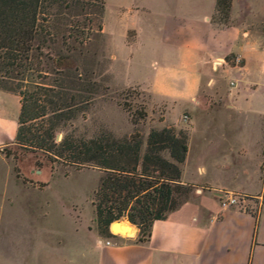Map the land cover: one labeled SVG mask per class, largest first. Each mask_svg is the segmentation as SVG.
Masks as SVG:
<instances>
[{
    "label": "crops",
    "instance_id": "1",
    "mask_svg": "<svg viewBox=\"0 0 264 264\" xmlns=\"http://www.w3.org/2000/svg\"><path fill=\"white\" fill-rule=\"evenodd\" d=\"M215 9L216 0H117L110 22L113 83L147 91L160 128L186 130L180 179L199 187L195 198L154 220L143 241L130 222L129 234L105 236L95 220L71 216L39 260L20 259L18 247L5 254L0 220V264H264V0H232L225 25L213 21ZM12 95L0 88L13 104ZM17 127L0 120V162L10 172L3 149ZM230 193L247 208L223 207Z\"/></svg>",
    "mask_w": 264,
    "mask_h": 264
},
{
    "label": "trees",
    "instance_id": "2",
    "mask_svg": "<svg viewBox=\"0 0 264 264\" xmlns=\"http://www.w3.org/2000/svg\"><path fill=\"white\" fill-rule=\"evenodd\" d=\"M231 2L216 0L214 22L229 23ZM104 4L105 0H0V81L20 96L21 103L15 137L20 151L4 148L3 152L14 160L32 153L37 166L42 164L43 154L52 162L104 171L92 198L99 233L110 236V223L126 218L138 227V239L143 241L153 221L187 201V193L194 187L180 179L187 132L168 125L151 128L146 137L134 129L121 137L101 130L92 138H79L72 132L60 141L56 138L60 127L89 106L98 87L95 81L69 70L49 69L43 50L46 38L53 35L50 22L79 9L81 29L78 23L67 30L86 40L92 35L95 17L101 18ZM98 30L102 31L101 23ZM50 74L56 77L48 83L45 80ZM128 112L134 125L146 116L144 110ZM15 170L20 176L17 164Z\"/></svg>",
    "mask_w": 264,
    "mask_h": 264
},
{
    "label": "rangeland",
    "instance_id": "3",
    "mask_svg": "<svg viewBox=\"0 0 264 264\" xmlns=\"http://www.w3.org/2000/svg\"><path fill=\"white\" fill-rule=\"evenodd\" d=\"M116 1L105 0L104 12L100 19L94 16L93 32L86 40L75 33L69 35L67 30L70 24L78 23L81 29L83 16L79 9H73L70 15L64 14L50 22L53 35L46 38L43 50L47 55L44 59L47 60L49 69L69 70L75 75L95 81L98 87L89 106L78 112L67 126L59 128L57 141L69 132L79 138H92L101 130H109L121 137L137 129L146 137L151 128H160L162 110L152 105L151 96L147 91L138 86L120 88V82L113 83L110 70V22L116 15ZM104 21L107 34L98 30V24L103 25ZM115 68L120 78V65ZM55 77L50 74L45 81L50 83ZM2 85L4 84L0 81V88L9 91ZM12 93L13 104L5 100L6 96L0 98V120L15 125L20 113L16 96L19 100L20 96ZM262 99L264 100V97ZM128 110L134 114L144 110L146 116L134 125ZM5 148L13 153L20 151L16 143ZM39 160L42 164L37 166L32 153L18 160L13 159L11 166L14 169L11 167V172L5 163L0 162L2 242L4 252L9 257L12 249L18 247L20 259L39 260L43 257L44 242L57 240L55 234L60 231H69L71 216H78L85 225H93L95 220L92 198L105 172L91 166L76 167L61 161L52 162L43 154H40ZM16 164L21 170L20 176L15 170ZM196 189L199 187H192L188 191V200L195 198ZM117 222L126 224L129 221L122 218ZM112 232L125 235L131 230L120 232L113 229Z\"/></svg>",
    "mask_w": 264,
    "mask_h": 264
},
{
    "label": "built area",
    "instance_id": "4",
    "mask_svg": "<svg viewBox=\"0 0 264 264\" xmlns=\"http://www.w3.org/2000/svg\"><path fill=\"white\" fill-rule=\"evenodd\" d=\"M183 120L184 121L188 120L187 115H183ZM220 199H221V201H220L221 205L223 207L235 206L241 210H245L247 208L246 197L242 194L230 193V194H227V195L221 197ZM106 243L109 244L110 240L107 239Z\"/></svg>",
    "mask_w": 264,
    "mask_h": 264
},
{
    "label": "bare ground",
    "instance_id": "5",
    "mask_svg": "<svg viewBox=\"0 0 264 264\" xmlns=\"http://www.w3.org/2000/svg\"><path fill=\"white\" fill-rule=\"evenodd\" d=\"M112 228L115 230V231H120V232H129L130 231V227L126 224H119L117 221L116 222H113L111 224ZM111 226H110V229H111ZM112 229V230H113ZM111 230V231H112ZM121 234V233H120ZM124 234V233H123Z\"/></svg>",
    "mask_w": 264,
    "mask_h": 264
},
{
    "label": "water",
    "instance_id": "6",
    "mask_svg": "<svg viewBox=\"0 0 264 264\" xmlns=\"http://www.w3.org/2000/svg\"><path fill=\"white\" fill-rule=\"evenodd\" d=\"M215 194H219L220 195V193H217V192H215ZM117 220H114V221H112L111 223H110V225H109V229H110V226H111V224L113 223V222H116ZM111 230V229H110Z\"/></svg>",
    "mask_w": 264,
    "mask_h": 264
}]
</instances>
